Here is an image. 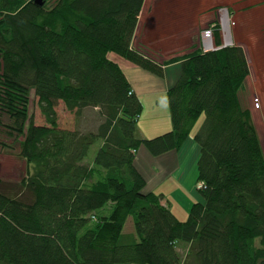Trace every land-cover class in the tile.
<instances>
[{
  "label": "trees",
  "instance_id": "obj_1",
  "mask_svg": "<svg viewBox=\"0 0 264 264\" xmlns=\"http://www.w3.org/2000/svg\"><path fill=\"white\" fill-rule=\"evenodd\" d=\"M145 1L57 0L45 11L0 0V150L9 138L26 165L18 188L0 184V264H264V153L241 95L245 53L220 47L213 23L218 49L192 43L163 61L179 66L171 130L142 138L141 101L109 54L163 77L132 47ZM32 90L45 126L28 121ZM59 101L76 119L94 111L95 126L59 128ZM202 114L200 200L180 221L163 195L144 192L134 161L140 147L153 157L180 149Z\"/></svg>",
  "mask_w": 264,
  "mask_h": 264
},
{
  "label": "rangeland",
  "instance_id": "obj_2",
  "mask_svg": "<svg viewBox=\"0 0 264 264\" xmlns=\"http://www.w3.org/2000/svg\"><path fill=\"white\" fill-rule=\"evenodd\" d=\"M43 1L45 11L51 10L57 3V0ZM220 21H223V31H219L222 45L241 46L245 53L249 76L242 87L241 95L244 105L251 112L252 122L264 153V0H146L139 16L132 47L139 50L141 47L155 60L157 68L164 71L161 68L165 66L161 65L163 61L191 51L192 43L193 46H198L199 34L213 23L220 26ZM109 57L120 58L115 54H109ZM144 104L146 108L147 102ZM27 109L29 122L36 126L46 125L40 111L39 99L33 90L30 91ZM54 110L61 129L79 128L81 131H87L95 126L94 111L85 110L81 118L76 119L66 111L61 101L56 104ZM149 115L153 114L145 111L141 118H147ZM166 115L158 112L157 117L166 119ZM167 119L170 122L169 113ZM203 119L202 114L191 133L197 132ZM3 141L9 147L0 150V184L5 185V189L18 188L25 176V161L18 154L17 144L5 137ZM96 149L97 146L90 149L88 160L92 159ZM193 191L199 198L195 186ZM180 201L190 202L188 197H180ZM130 228H133L131 220L124 226V232H129Z\"/></svg>",
  "mask_w": 264,
  "mask_h": 264
},
{
  "label": "crops",
  "instance_id": "obj_3",
  "mask_svg": "<svg viewBox=\"0 0 264 264\" xmlns=\"http://www.w3.org/2000/svg\"><path fill=\"white\" fill-rule=\"evenodd\" d=\"M112 60L120 66L133 93L141 101L142 112L137 121L138 134L142 138L151 139L170 131L171 121L167 119L169 113L167 90L178 78L179 66L169 65L164 68L163 77H157L122 58L115 57ZM145 111L153 115L141 118ZM158 112L166 113L167 118H158ZM194 134L195 132L190 133L180 149L158 157H153L144 147H140L134 161L137 171L145 180L144 192L163 195L170 203L172 213L180 221L187 218L192 203L200 200L193 191V186L197 182L196 162L199 156L198 147L193 141ZM180 197L185 199L188 197L191 203H183Z\"/></svg>",
  "mask_w": 264,
  "mask_h": 264
},
{
  "label": "built area",
  "instance_id": "obj_4",
  "mask_svg": "<svg viewBox=\"0 0 264 264\" xmlns=\"http://www.w3.org/2000/svg\"><path fill=\"white\" fill-rule=\"evenodd\" d=\"M219 31H223V21H220ZM199 35H200V37H199L198 41H199L200 47L203 51H213V50H216L219 48V47H215L213 31L211 28L204 29ZM221 43H222V41H221ZM226 46L227 45L221 44L220 47H226ZM195 187H196V189H200L201 184L196 183Z\"/></svg>",
  "mask_w": 264,
  "mask_h": 264
},
{
  "label": "water",
  "instance_id": "obj_5",
  "mask_svg": "<svg viewBox=\"0 0 264 264\" xmlns=\"http://www.w3.org/2000/svg\"><path fill=\"white\" fill-rule=\"evenodd\" d=\"M34 5L38 6V7H42L43 6V1L42 0H33Z\"/></svg>",
  "mask_w": 264,
  "mask_h": 264
}]
</instances>
